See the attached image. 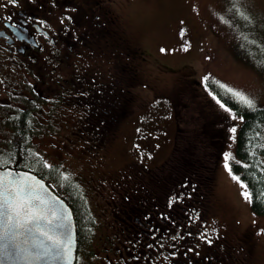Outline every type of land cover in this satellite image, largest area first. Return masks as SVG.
<instances>
[{
	"label": "rangeland",
	"instance_id": "rangeland-1",
	"mask_svg": "<svg viewBox=\"0 0 264 264\" xmlns=\"http://www.w3.org/2000/svg\"><path fill=\"white\" fill-rule=\"evenodd\" d=\"M101 1L116 18L123 43L137 50L130 59L137 71L131 88L132 112L119 122L113 142L106 148L94 145L90 133L77 130L74 116L64 129H59L64 126L55 116L49 124L36 126L37 132L30 139L34 153L38 152L47 165L58 164L61 175L81 181L95 217V212L104 209L101 197H106V191L101 196L100 184L107 182L106 175L135 162L158 165L175 144L178 117L184 130L194 126L199 110L207 117L212 115L214 121L220 120L217 126L222 138L210 225L229 242L251 232L255 244H251L248 264H264V216L252 211L242 195L243 182L231 169L237 160L236 138L243 118L207 88V82L212 81L229 93V89L240 91L254 98L255 106L264 107V76L251 65L264 66V0ZM118 55L122 63L128 62L122 53ZM112 57L104 59V70L98 76L106 78L111 73L106 67ZM81 89V85L73 86V91ZM174 104L185 107L177 118ZM76 108L82 109L78 104ZM2 143L0 159L5 158L8 148L5 141ZM226 154L231 157L230 170L225 168ZM91 183L97 187L95 194L88 187ZM243 246L241 240L236 247Z\"/></svg>",
	"mask_w": 264,
	"mask_h": 264
},
{
	"label": "flooded vegetation",
	"instance_id": "flooded-vegetation-1",
	"mask_svg": "<svg viewBox=\"0 0 264 264\" xmlns=\"http://www.w3.org/2000/svg\"><path fill=\"white\" fill-rule=\"evenodd\" d=\"M123 42L116 18L100 0H0V142L11 139L13 118L21 114L24 123L33 117L40 125L56 116L64 126L59 129L74 116L80 128L86 118L76 104L83 103L93 79L103 84L98 73L104 59L112 54L118 72V53L133 57ZM72 85L82 89L73 91ZM170 208L161 223L155 214L135 216L140 238L131 247L104 246L85 255L77 250L73 264H248L253 235L229 242L217 234L210 225L213 204L207 214L200 209L187 217ZM127 213L115 214L120 233L127 232Z\"/></svg>",
	"mask_w": 264,
	"mask_h": 264
},
{
	"label": "trees",
	"instance_id": "trees-1",
	"mask_svg": "<svg viewBox=\"0 0 264 264\" xmlns=\"http://www.w3.org/2000/svg\"><path fill=\"white\" fill-rule=\"evenodd\" d=\"M136 51L135 49L133 55ZM127 60V63H122L121 58L116 60L120 69L118 72L113 66H107L111 73L103 84H99L100 79L89 82L88 94L80 104L83 108L82 115L86 118L80 129L91 134L94 145L106 148L112 144L117 125L132 112L131 88L137 71L135 64H131L130 59ZM251 65L257 73L264 76V66L254 62ZM207 88L225 106L243 118L236 138L237 160L232 163L231 169L252 194V211L264 216V107L255 106L250 109L212 81L207 82ZM183 108L185 107L182 105L174 104L176 118ZM196 116L194 126L184 130L183 122L177 118L175 144L167 159L158 165L147 167L135 162L116 174L106 175L107 182L100 184L101 186L103 183L101 196H105L106 191V197H101L104 209L97 214L95 212V217L87 204L81 181L76 179V182L71 176L61 175L58 164L47 165L38 152L39 156L34 153L36 150L31 147L30 139L37 132L36 126H41L35 118L29 117L28 123H24V114L13 118V135L5 141L8 148L5 158L2 156L0 159V168L9 167L34 173L45 180L56 195L69 205L74 216L79 255L94 254L96 248L102 251L104 246L110 250L131 247L140 238L137 236L140 232L136 231L135 216L155 214V220L161 223L169 215L166 210L168 207H171L169 210H172V214L181 213L187 217L200 209L205 215L212 205L214 171L221 157L222 134L217 126L220 120L214 121L212 115L207 117L200 110ZM0 144L1 152L3 143ZM64 177L68 179L65 180ZM88 187L95 194L97 187L92 183ZM127 208L128 213L125 212ZM126 213L130 217H124L127 232L120 233L115 214L118 216ZM159 238L158 236L157 240Z\"/></svg>",
	"mask_w": 264,
	"mask_h": 264
},
{
	"label": "snow or ice",
	"instance_id": "snow-or-ice-1",
	"mask_svg": "<svg viewBox=\"0 0 264 264\" xmlns=\"http://www.w3.org/2000/svg\"><path fill=\"white\" fill-rule=\"evenodd\" d=\"M247 19V17H245ZM245 39H247L245 37ZM205 80L208 78L205 77ZM221 87H224L221 85ZM231 94L236 97L243 105L248 108L255 107L254 98L240 92L229 89ZM223 107V105H221ZM226 111L228 109H225ZM235 118V117H234ZM235 128L232 129L234 133ZM231 157L225 155V168L230 170L228 161ZM2 166V165H0ZM11 177V178H10ZM65 180L68 177H64ZM234 180H237L236 176H233ZM243 198L249 203L252 202L253 196L247 190V186L241 183ZM29 190L28 195L25 196L26 188L23 180L16 177H12L11 173H6L3 177H0V218L3 219L4 228L6 229L5 235L8 236L7 251L12 254H17V246L14 243L17 236L27 234L30 237L29 242L33 248L40 249L39 256L41 258L51 256L54 260H67L71 255V234L70 230L66 229L63 233V239L54 234H49L50 230L41 225V222L46 218L38 211H34L31 208L28 209L26 215H21V209L29 205L32 200L39 199L36 196L31 195ZM43 203V202H41ZM54 218L55 214H53ZM59 219H67L62 214ZM51 220H47V224H51ZM31 225V227H30ZM40 237L46 238L39 239Z\"/></svg>",
	"mask_w": 264,
	"mask_h": 264
},
{
	"label": "water",
	"instance_id": "water-1",
	"mask_svg": "<svg viewBox=\"0 0 264 264\" xmlns=\"http://www.w3.org/2000/svg\"><path fill=\"white\" fill-rule=\"evenodd\" d=\"M6 173H11L12 177L22 179L26 188L25 196L29 190L31 195L38 197L32 200L29 205L21 209V215H26L29 208L45 216V220L41 225L50 230L49 234H54L63 239V233L66 229L71 234V255L67 260H54L51 256L41 258L39 256L40 249L32 247L29 242L30 237L27 234L17 236L14 243L17 246V254L12 255L7 251L8 236L5 235L3 219L0 218V264H73L77 249L76 228L72 209L69 205L47 185L46 181L38 177L30 171L12 169L9 167L0 168V177ZM11 178V177H10ZM43 202V203H41ZM55 214V217L53 216ZM61 214L67 219H59ZM47 220H51V224H47ZM31 227V225H30ZM39 239H45L40 237Z\"/></svg>",
	"mask_w": 264,
	"mask_h": 264
}]
</instances>
